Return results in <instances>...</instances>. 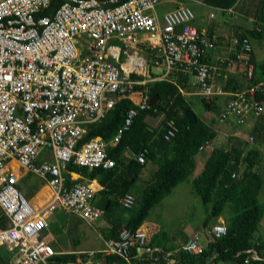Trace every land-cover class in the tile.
<instances>
[{
    "label": "built area",
    "instance_id": "obj_1",
    "mask_svg": "<svg viewBox=\"0 0 264 264\" xmlns=\"http://www.w3.org/2000/svg\"><path fill=\"white\" fill-rule=\"evenodd\" d=\"M158 5L159 0H0V247L9 254L10 264H48L56 255L47 232L53 210L89 225L100 219L102 211L93 201L102 186L66 174V167L90 171L115 166L107 147L120 140L138 111L148 108L147 89L136 87L175 82L180 74L194 79L196 94L206 101L226 95L219 60H206L217 39L192 25L188 7L180 5L159 17ZM231 44L244 53L251 51L246 38H233ZM245 64L250 79L252 65ZM263 92L262 84L235 91L216 114L217 123L233 120L240 126L259 118L263 106L256 95ZM124 98L136 108L126 112L113 140L82 142L87 126L101 121ZM175 132V124L166 122L164 140ZM134 158L144 163L142 154ZM15 168L20 175L45 182L51 193L45 208L32 207L18 189ZM117 202L130 210L135 196L126 193ZM209 233L218 240L226 234V225L212 224ZM202 240L193 233L179 252L200 255ZM148 243L141 228L134 233L123 228L101 251L85 252L87 259L76 263L109 264L107 256L125 264L168 261L166 253ZM96 253L101 257L94 259ZM263 262L250 248L241 264Z\"/></svg>",
    "mask_w": 264,
    "mask_h": 264
},
{
    "label": "trees",
    "instance_id": "obj_2",
    "mask_svg": "<svg viewBox=\"0 0 264 264\" xmlns=\"http://www.w3.org/2000/svg\"><path fill=\"white\" fill-rule=\"evenodd\" d=\"M207 5L228 9L236 0H203ZM248 37V36H246ZM252 78L248 84L264 82V59L254 62ZM133 77H136L133 75ZM179 77L183 75L179 74ZM147 89L149 98L156 97L155 104L137 112L129 129L123 132L120 140L107 147L108 155L114 160L115 166L108 170L67 166L70 171L77 172L82 178L96 180L102 186L93 203L99 207L109 228L102 231L105 239H116L121 229L134 233L145 221L149 211L156 206L179 183L185 181L195 166V156L198 149L206 142L215 139L217 133L211 123L196 117L193 125H188L184 117L185 110H191L189 102L181 94L177 82L160 80L136 87ZM259 100L264 101V95L257 94ZM203 111L214 113L218 106L215 101L198 99ZM136 108L129 99H120L114 108L105 117L88 125L82 138L86 142L92 138L100 137L109 141L120 129L126 112ZM218 113V112H217ZM162 115V120L154 128L146 122L149 116ZM172 121L176 126L174 136L166 141L163 138L166 122ZM235 145L229 149L213 148L205 160L203 170L192 181V191L203 205L211 204V210L203 221L206 247L200 255L194 256L178 252L179 257L172 264H205L212 256L214 261L234 262L241 264L244 251L255 248L262 255L264 241L255 240L254 233L264 213V204L258 201L263 180L253 168L259 163L260 156L256 149L244 151L242 142L237 138ZM237 145V146H236ZM142 154L144 164H139L134 156ZM151 162L155 165L150 181L138 192L134 193L135 205L130 210L122 209L118 197L131 193L135 189L138 177L145 164ZM234 177H231V175ZM33 194L30 188L26 197ZM129 212L128 217L123 213ZM226 213V234L214 240L208 232V224L212 220ZM74 229L70 228V232ZM69 230L67 231V234ZM158 235L151 237L148 246L157 247ZM72 242V245H75ZM78 242H76L77 244ZM136 251L132 248L131 253ZM7 254L3 256V263L8 264ZM96 258L101 257L96 253ZM74 254L54 255L49 259L52 264H76ZM109 264H125L116 256H107ZM168 262V261H167ZM166 261L161 264H170ZM264 263V262H263Z\"/></svg>",
    "mask_w": 264,
    "mask_h": 264
},
{
    "label": "crops",
    "instance_id": "obj_3",
    "mask_svg": "<svg viewBox=\"0 0 264 264\" xmlns=\"http://www.w3.org/2000/svg\"><path fill=\"white\" fill-rule=\"evenodd\" d=\"M180 5H184L192 11L194 15V21L192 25L195 26L199 32L204 33L207 36H214L217 39L216 47L207 54V61L210 63H214V62H218L219 60V65L221 68L220 83L223 86V89L226 91V95L219 96L214 100L216 105L218 106L215 113L220 112L221 109L225 106V104L229 100H231L232 98L231 94H233L237 90L245 88L248 85L245 62L248 61L251 65H253L251 63V60H254V62H260L263 60V59L260 60L258 55H260L261 53L264 54V49L260 47L261 43L264 40V0H236V2L233 4L232 7L224 10H222L221 8L207 5L203 2V0H159L157 13L158 10H161V12L165 13L167 11L173 10L174 8ZM47 12L50 13L49 10ZM243 37L247 38L251 45V51L248 54L242 52L241 48L239 47L234 48L231 44V40L233 38L240 39ZM257 48L258 50H256ZM175 82H177V84L180 86L181 88L180 92L188 102H190L191 98H199V96L196 94L194 87L192 86L194 79L191 76H183L181 78L177 76V80ZM262 84L264 85V82ZM206 114H208V112L203 111V116ZM222 125L225 126H219V144L221 148H223L224 150L227 149L226 143H228L229 141H234V138H239L236 127H242V130L247 132L253 131V133L251 134L249 133V137L251 138L257 132H261V130L264 131V124L262 123L260 118L258 119L250 118L246 120V122L243 124L244 126L235 125L233 120H229L228 122ZM212 126H214V124ZM115 136H113L112 139H110L109 141H105V140L104 141L111 142ZM213 147L214 146L211 142L208 145H206L200 152H203L207 149L212 150ZM206 159H204V161ZM15 169L18 176L17 179L18 189L21 191V189L26 184H29L30 188L33 190L32 196H35V198L32 201L27 199L25 194L28 189H26L24 193L21 191L23 195L26 197V199L29 201L32 207L37 209L45 208V206L49 204L50 196H51L50 190L45 184V182L31 174L20 175L21 173L17 170V168ZM150 170L147 168V172ZM153 170H155V167H153ZM66 172H67L66 174L73 172L77 175H80L77 172L68 170L67 167H66ZM144 172H146L145 169L143 170L141 176L144 175ZM25 175H27V177L29 178L34 177L36 180L34 182L28 183L29 179L26 180ZM263 184H264V180H263ZM44 193H47L45 200L38 201V196ZM209 213H207L204 220L207 218ZM57 217L60 219V221L57 220ZM48 221H49V226L51 222V226L47 232L51 239L50 244L53 247L54 251L56 252V255L74 254V256L76 257L75 263L79 259L85 260L83 259V257L80 256L85 252L101 251L104 248V242L107 241V239L103 237L101 232L108 229L109 225L103 219L100 220L99 225H97V221H96L93 224L94 227H92L89 224L82 223L81 220L79 219H76L74 217H68L67 214H65L63 211L59 209H55L51 212V216L49 214ZM102 222L105 223L104 226L101 224ZM216 222L225 223V216H221L216 220L210 221L208 224V228ZM53 224H56L55 227L63 226L67 228L65 230L66 231V235H65L66 237L64 236L65 238L62 237L63 234L61 233H54V234L49 233L52 232V229H55ZM146 226L154 227L153 224L144 222L140 226V228L144 230ZM82 227L87 228L92 232V234H90L87 237V240H92V239L97 240L99 243L98 246L94 248L90 247L88 249L83 248L84 245L83 242L84 241L87 242L86 239L84 240L81 239V237H75V232H74L77 228H82ZM70 228L74 229V231L70 232ZM154 228L155 230L153 232L148 233L150 234L148 236L149 241L151 237L152 238L156 237L159 234V232H156L157 227ZM68 230L69 233L67 234ZM202 231L204 234V229ZM72 234H74V236H72ZM187 238L188 237H186L184 241L179 240V245H177L175 248L163 247L158 243L159 239L157 240L156 246L157 248L161 249L164 253H166V255L168 256L167 263L172 264L179 257V253H178L179 248L184 242H186ZM258 240L264 241V239H258ZM71 241H73L75 245H72ZM76 242L78 243L76 244ZM206 243H207L206 239L203 240L202 243L203 247H206ZM4 253L5 255L7 254L5 249L0 247V264H4L2 260ZM262 255H264V249L262 250ZM7 256H8L7 257L8 264H10L9 254H7ZM215 258H216L215 256H212L211 258L205 261V264H236L234 262H227V263L225 262L221 263L220 261L216 262L214 261ZM132 264H137V261L133 260Z\"/></svg>",
    "mask_w": 264,
    "mask_h": 264
},
{
    "label": "rangeland",
    "instance_id": "obj_4",
    "mask_svg": "<svg viewBox=\"0 0 264 264\" xmlns=\"http://www.w3.org/2000/svg\"><path fill=\"white\" fill-rule=\"evenodd\" d=\"M164 12H161V10H158V15L161 17ZM262 49H264V40L261 43L260 46ZM258 50V48L256 49ZM260 60L264 59V54L261 53L258 55ZM152 72L159 74L160 70L157 68H152ZM150 84V83H149ZM134 100L137 99L136 96H133ZM200 98V97H199ZM199 98H191L190 99V109L193 112L195 116H197L200 119H203L207 123L213 122L214 126L212 128L216 131L217 133V140L216 137L213 140V148H221L219 144V126H225L222 124L216 123L214 117L215 114L208 112V114L203 116V109L200 104V101L198 100ZM163 116L162 115H157V116H149L146 118L148 125L151 128H154L158 125V123L162 120ZM262 123L264 124V103H263V112L262 115L259 117ZM212 124V125H213ZM244 126V125H243ZM238 131V137L237 138L239 141L242 142V146L238 145L239 148H244V151H247L249 149H256L259 152L260 156V161L259 163L253 168V171L258 173L260 177L264 180V131L261 130V132H257L252 136V141H249V133H253V131H243L242 127H236ZM236 138H234L235 140ZM215 142V143H214ZM235 145L234 141H229L226 143L227 149L230 148V146ZM237 146V145H236ZM209 149L199 152L195 156V166L193 170L191 171V174L187 177V179L181 183H179L177 186H175L171 192L165 196L156 206H154L150 211L149 214L146 218L145 222H148L150 224H153L154 227L156 228V232H159L158 234V243L162 245L165 248H175L177 245H179V240L184 241L186 237L187 240L190 238V236L193 233L199 234L201 237L205 239V236L203 234V228L202 224L204 221L205 216L207 213L210 212L211 210V204L203 205L199 198L193 194L192 191V181L201 173L204 167V159H206L207 156L210 154ZM147 167L145 166V171L144 175H140L138 177V180L136 182L135 189L133 190V195L134 193H138L149 181L152 175V171L154 164L151 162L146 163ZM147 168L150 170L147 172ZM143 169V170H144ZM143 173V171H142ZM141 173V174H142ZM25 179L28 180L29 182H34L36 179L34 177H27L25 175ZM26 189H30L29 184H26L21 191L24 193ZM41 196V197H39ZM38 196V201L45 200L47 193L41 194ZM35 198V196H31L27 199L32 201ZM258 201L260 204H264V184L261 188V191L258 195ZM129 212H124L123 216L126 218L129 216ZM223 216H227L226 213L223 214ZM103 219V214H101V217L99 221H97V225H99L100 220ZM57 220L60 221V219L57 217ZM65 220V219H64ZM104 220V219H103ZM106 221V220H104ZM103 226L105 223H101ZM100 224V226H101ZM56 224H53L55 227ZM51 226V222H50ZM49 226V228H50ZM92 227L93 224L91 225ZM57 227V226H56ZM55 229H52L51 233H61L63 234L62 237L65 238L66 236V227H57ZM154 227L151 226H146L143 231L146 232L147 236L149 232H153L155 230ZM64 231V232H62ZM75 237H81V239H86L87 242H83V248L88 249V248H94L99 245L97 240H87V237L92 234V232L87 229V228H77L75 231ZM65 236V237H64ZM74 236V234H72ZM254 238L255 240L258 239H264V213L258 223L257 229L254 233ZM186 240V241H187ZM185 243V242H184ZM203 243V240L202 242ZM54 246V245H53ZM83 257V259H87V256L83 254L80 255ZM96 259V257L94 258ZM221 263H224L223 261H220ZM227 263V262H225ZM50 264V263H48Z\"/></svg>",
    "mask_w": 264,
    "mask_h": 264
},
{
    "label": "water",
    "instance_id": "obj_5",
    "mask_svg": "<svg viewBox=\"0 0 264 264\" xmlns=\"http://www.w3.org/2000/svg\"><path fill=\"white\" fill-rule=\"evenodd\" d=\"M155 100H156V97H151L149 100H148V107H152L154 104H155ZM184 117L186 119V122L188 125H193L196 121V117L195 115L193 114V112L191 110H185L184 111Z\"/></svg>",
    "mask_w": 264,
    "mask_h": 264
},
{
    "label": "clouds",
    "instance_id": "obj_6",
    "mask_svg": "<svg viewBox=\"0 0 264 264\" xmlns=\"http://www.w3.org/2000/svg\"><path fill=\"white\" fill-rule=\"evenodd\" d=\"M243 38H245V37H243ZM241 39V38H240ZM247 39V38H246ZM249 41V40H248ZM250 44V43H249ZM251 46V45H250ZM250 53V52H249ZM207 60V59H206ZM252 73H253V65H252ZM251 78H252V76H251ZM250 78V79H251ZM248 79V78H247ZM250 79H248V82L250 81ZM156 82V81H155ZM258 84H262V83H258ZM251 85H254V84H248L247 86H251ZM257 85V84H256ZM263 85V84H262ZM246 86V87H247ZM263 87H264V85H263ZM241 90V89H240ZM258 94H261V95H264V92L263 93H258ZM199 96V95H198ZM257 96V95H256ZM200 97V96H199ZM202 98V97H201ZM217 98V97H216ZM127 99V98H126ZM150 99V98H149ZM232 99V98H231ZM259 99V98H258ZM213 100H215V98L214 99H211L210 101H213ZM136 101V100H135ZM230 101V100H229ZM261 101V100H260ZM262 102V106H263V101H261ZM148 104V103H147ZM134 105V104H133ZM149 108V107H148ZM263 112V111H262ZM213 114H215V119H216V114H217V112L215 113H213ZM262 115V114H261ZM258 119V118H257ZM169 122V121H168ZM216 123H217V121H216ZM219 125V124H218ZM164 135V134H163ZM251 138V137H250ZM250 141V140H249ZM252 141V140H251ZM250 141V142H251ZM211 142H213V141H211ZM211 142H209V143H211ZM198 151H199V149H198ZM200 152V151H199ZM144 163H145V161H144ZM143 163V164H144ZM140 164V163H139ZM146 165V164H145ZM217 223V222H216ZM224 223V222H223ZM215 224V223H214ZM225 224V223H224ZM226 225V224H225ZM140 228V227H139ZM209 229H210V227L208 228V232H209ZM210 234V233H209ZM203 240H205V239H203ZM161 250V249H160ZM163 252V251H162ZM259 254V253H258ZM260 255V254H259ZM261 256V255H260ZM262 257V256H261ZM262 258H264V257H262Z\"/></svg>",
    "mask_w": 264,
    "mask_h": 264
}]
</instances>
